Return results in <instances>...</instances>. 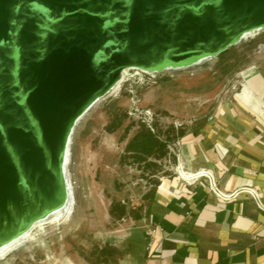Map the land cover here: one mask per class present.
Wrapping results in <instances>:
<instances>
[{
  "label": "water",
  "instance_id": "1",
  "mask_svg": "<svg viewBox=\"0 0 264 264\" xmlns=\"http://www.w3.org/2000/svg\"><path fill=\"white\" fill-rule=\"evenodd\" d=\"M264 29V0H0V248L68 195L78 120L126 68H183Z\"/></svg>",
  "mask_w": 264,
  "mask_h": 264
},
{
  "label": "rangeland",
  "instance_id": "2",
  "mask_svg": "<svg viewBox=\"0 0 264 264\" xmlns=\"http://www.w3.org/2000/svg\"><path fill=\"white\" fill-rule=\"evenodd\" d=\"M261 64L264 29L191 66L150 74L130 70L120 90L99 99L73 129L65 163L70 210L0 252V264H138L146 232L135 216H145L150 190L178 179L174 161L192 142L174 141L170 154L150 158L155 166H148L126 153L129 141L142 124L164 137L184 127L196 140L200 127L227 118L230 111L222 115L220 109L236 102L242 72ZM178 171L181 180L186 170ZM202 172L188 181L209 177ZM114 202L126 207L125 216L111 214Z\"/></svg>",
  "mask_w": 264,
  "mask_h": 264
},
{
  "label": "crops",
  "instance_id": "3",
  "mask_svg": "<svg viewBox=\"0 0 264 264\" xmlns=\"http://www.w3.org/2000/svg\"><path fill=\"white\" fill-rule=\"evenodd\" d=\"M241 77L236 102L220 109L230 116L200 127L194 141L181 137L192 144L174 161L178 179L146 198L137 222L158 236L151 250L145 235L138 264H264V64ZM179 167L204 169L215 185L203 177L179 187Z\"/></svg>",
  "mask_w": 264,
  "mask_h": 264
},
{
  "label": "trees",
  "instance_id": "4",
  "mask_svg": "<svg viewBox=\"0 0 264 264\" xmlns=\"http://www.w3.org/2000/svg\"><path fill=\"white\" fill-rule=\"evenodd\" d=\"M153 127V126H152ZM154 128V127H153ZM141 130H139L134 137L129 141L126 147V153L131 155L134 160L138 162H145L148 166H155L154 162H150V158L162 159L170 154V145L187 134L184 127L174 129V135H167L164 137L161 131H152L151 127L146 124H142ZM157 129V128H156ZM155 189L148 192L146 198L153 199ZM111 214L119 218L127 214L126 207L118 202H114L110 210ZM136 219L142 218V216H135Z\"/></svg>",
  "mask_w": 264,
  "mask_h": 264
},
{
  "label": "bare ground",
  "instance_id": "5",
  "mask_svg": "<svg viewBox=\"0 0 264 264\" xmlns=\"http://www.w3.org/2000/svg\"><path fill=\"white\" fill-rule=\"evenodd\" d=\"M254 33L255 32L247 33L244 38H246L247 36L254 35ZM132 69H138L141 73L146 71V70L139 69V68H126L123 71V74H122L121 79L116 83V85L110 91L111 93L118 92L120 90V88L122 87V83L124 82L126 76L130 75V70H132ZM202 171H206V170H202ZM202 171L201 172L199 170H195V171L194 170L193 171L192 170L191 171H182L181 172L182 178H181V180L177 181L176 184H178V186L180 187V186H183V183H184L185 180L188 181V180H191L194 177L200 178L202 175H204L203 173H205V172H202ZM206 173L210 175V173L208 171H206ZM171 184H172V182H170V181L164 182L159 187V190H158L159 194L163 195V194L167 193L168 192V189L171 186ZM159 197H161V196H159ZM72 203H73V195H72L71 189L69 188L67 197L65 198L64 202L59 207L54 208L53 210H51L50 212H48L44 216H42L39 219H37L34 222L33 226L26 233H24L20 237L16 238L11 243H9V244L4 245L3 247H1L0 248V252H3L5 250L9 249L14 244L20 242L22 239H24V238L28 237L29 235H31L32 231L36 227L42 225L43 223H47V222H52V221L59 220L61 217H63L70 210V208L72 206Z\"/></svg>",
  "mask_w": 264,
  "mask_h": 264
},
{
  "label": "built area",
  "instance_id": "6",
  "mask_svg": "<svg viewBox=\"0 0 264 264\" xmlns=\"http://www.w3.org/2000/svg\"><path fill=\"white\" fill-rule=\"evenodd\" d=\"M144 74H150V73H154V72H149V71H145L142 72ZM215 184H212V186ZM146 235L148 237H150V249L151 250H155L156 248V242H157V236H158V228L157 227H150L147 231H146Z\"/></svg>",
  "mask_w": 264,
  "mask_h": 264
}]
</instances>
